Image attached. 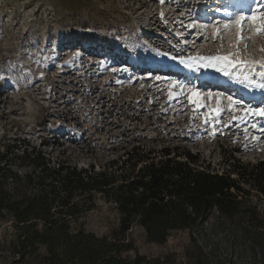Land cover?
Instances as JSON below:
<instances>
[{"label":"rangeland","instance_id":"obj_1","mask_svg":"<svg viewBox=\"0 0 264 264\" xmlns=\"http://www.w3.org/2000/svg\"><path fill=\"white\" fill-rule=\"evenodd\" d=\"M258 7L260 16L258 0H0V153L18 164L13 147L29 145L54 164L98 171L127 154L177 147L219 174L232 158L263 160L264 116L246 110L264 108V69L255 66L264 62V30L230 21ZM229 54L252 63L225 76L195 59ZM208 93L221 97L219 113ZM228 96L238 101L231 110ZM84 205L74 231L111 238L119 230L116 204L94 194ZM217 217L163 245L139 226L126 239L140 255L169 257L166 264H195L192 238L210 264H264V249L252 252ZM17 240L12 221L0 217V264H42L45 247L20 259Z\"/></svg>","mask_w":264,"mask_h":264},{"label":"trees","instance_id":"obj_2","mask_svg":"<svg viewBox=\"0 0 264 264\" xmlns=\"http://www.w3.org/2000/svg\"><path fill=\"white\" fill-rule=\"evenodd\" d=\"M5 153L4 158L0 153V217L18 231L20 259L45 247L42 264H166L169 257L140 255L126 239L131 229L139 226L149 243L163 245L172 233L193 231L213 213L230 237L252 252L264 249V159L232 158L229 170L219 174L204 168L198 154L178 147L149 156L127 154L100 171L54 164L29 145L13 147L18 164L6 162ZM94 194L117 206L120 227L111 238L73 230ZM192 244L195 264H210L195 238ZM133 251L134 257L124 256Z\"/></svg>","mask_w":264,"mask_h":264},{"label":"snow or ice","instance_id":"obj_3","mask_svg":"<svg viewBox=\"0 0 264 264\" xmlns=\"http://www.w3.org/2000/svg\"><path fill=\"white\" fill-rule=\"evenodd\" d=\"M161 3H164V0H161ZM259 4H264V0H258V5ZM255 11H260L259 7L254 10H249L248 12H240V13H234L230 17V21L234 22L235 25L237 26L238 29L241 28V25L248 21L251 20L253 22H258V31L259 30H264V12L260 16H256L253 13ZM161 16H163V13H161ZM229 27V24H225L224 28L227 29ZM192 59V58H189ZM197 60H204L206 61L204 64L201 66L203 67H215L217 71H222L225 76L230 75V69L237 67V65L241 67H246L250 66L252 62H245L239 57L233 58L232 54L229 55H224V56H213V57H197L195 58ZM182 63H185V61H181ZM219 65V66H218ZM189 67H191V64H188ZM256 67H259L261 69H264V62H259L258 64L255 65ZM259 75L261 77H264V71H260ZM247 79V77H245ZM173 86L178 87L183 89L185 86L183 84H180L176 81H173ZM260 87H264V84L260 85ZM190 96L189 99L192 100V102L197 103V106L199 107V96L200 94L198 92H195L194 90L189 89ZM208 98L212 99L215 98L217 102V107L214 109H211V111L219 113L221 111V108L219 107L221 97L219 94H216L214 97L213 93H208ZM172 93H169V97L171 98ZM196 98L193 100V98ZM228 100V109L231 110L237 103L238 101L234 100L231 96L227 97ZM246 114H252L256 116H264V108H258V109H248L246 110ZM207 119H205V123H207ZM255 126V125H254Z\"/></svg>","mask_w":264,"mask_h":264},{"label":"bare ground","instance_id":"obj_4","mask_svg":"<svg viewBox=\"0 0 264 264\" xmlns=\"http://www.w3.org/2000/svg\"><path fill=\"white\" fill-rule=\"evenodd\" d=\"M231 30V29H230ZM151 66V65H150Z\"/></svg>","mask_w":264,"mask_h":264}]
</instances>
